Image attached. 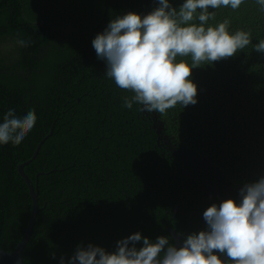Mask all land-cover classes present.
<instances>
[{"label":"trees","instance_id":"obj_1","mask_svg":"<svg viewBox=\"0 0 264 264\" xmlns=\"http://www.w3.org/2000/svg\"><path fill=\"white\" fill-rule=\"evenodd\" d=\"M183 2L169 0L177 10ZM156 7L158 0H0V123L9 109L21 118L36 114L19 145H0L6 251L20 241L31 211L17 166L52 130L23 168L39 208L25 264H60L62 256L67 262L89 243L111 252L136 232L173 244L168 228L185 229L184 214L177 213L178 226L173 222L174 208L199 191L186 172L207 157L205 166L233 184L264 175V54L254 51L264 39V11L256 0L235 10L210 8L209 25L227 19L230 33L250 32L252 43L234 57L193 68L197 103L159 114L124 106L134 93L106 76V61L92 46L111 20L129 12L143 18ZM180 59L191 65L190 57Z\"/></svg>","mask_w":264,"mask_h":264},{"label":"clouds","instance_id":"obj_2","mask_svg":"<svg viewBox=\"0 0 264 264\" xmlns=\"http://www.w3.org/2000/svg\"><path fill=\"white\" fill-rule=\"evenodd\" d=\"M243 2L184 0L177 10L169 0H158V7L143 18L129 12L111 20L92 46L97 58L106 61V76L134 93L124 97V106L131 109L135 103L142 106L139 111L165 114L177 104L195 105L192 69L234 57L252 43L250 32L230 33L227 19L209 25L215 17L209 9L235 10ZM256 3L264 11V0ZM17 43L26 46L23 39ZM254 51L264 54V39ZM178 56L190 57L191 65L185 59L177 61ZM35 123L34 110L21 118L9 109L0 123V145H19ZM238 196L239 204L229 198L207 207L202 214L206 228L187 235L179 246L167 236L152 241L136 232L118 240L111 252L91 243L78 245L67 262L60 258V264H264V175L244 183ZM214 252L225 254L227 261Z\"/></svg>","mask_w":264,"mask_h":264},{"label":"flooded vegetation","instance_id":"obj_3","mask_svg":"<svg viewBox=\"0 0 264 264\" xmlns=\"http://www.w3.org/2000/svg\"><path fill=\"white\" fill-rule=\"evenodd\" d=\"M205 161L208 160L202 159L200 161L201 166H198L196 170L194 168H189L186 172L187 177L194 182L193 187L195 188L196 186L199 191H192V197L184 200L182 202L183 204H178L174 208L173 222L175 221L177 226L182 222L183 218L180 216L177 220V213H179V215H185V229L178 230L177 228L171 227L180 236V241L187 235L206 228V222L203 220L202 214L211 204L216 203L219 205L220 202L229 198L234 199L237 204L240 202L238 191L242 186L233 184L230 179L220 174L216 168L211 166L207 168L205 166ZM200 167L202 168L200 169ZM196 180L198 182H196ZM214 254L222 261H227L225 254L219 252H214Z\"/></svg>","mask_w":264,"mask_h":264},{"label":"water","instance_id":"obj_4","mask_svg":"<svg viewBox=\"0 0 264 264\" xmlns=\"http://www.w3.org/2000/svg\"><path fill=\"white\" fill-rule=\"evenodd\" d=\"M160 130H161V126H159L157 128V133H159ZM51 133H52V130H50L48 135H50ZM48 135H46L44 138H42L38 142V144L36 145V147H35V149L33 151L32 156L29 159L19 163L18 166H17L18 173L23 178L24 182L26 183V185L28 187L29 195H30V198H31V211H30V215H29V218H28V221H27V225H26L25 231H24L20 241L14 247V249L12 251H6V250H4L3 248L0 247V264H25L23 262V259H22V252H23V249H24L26 243L28 242V240L30 238L31 231H32V228H33V225H34V221H35V217H36V214H37L39 208H38V193L36 191V187H34V185L32 184L31 180L24 173L23 168L33 158L36 157L41 144L43 143L45 138H47ZM206 160L209 161L210 157H207ZM41 173L42 172H40L39 174H41ZM168 231H169L172 239L174 240V245L179 246L180 236L172 228H168Z\"/></svg>","mask_w":264,"mask_h":264}]
</instances>
